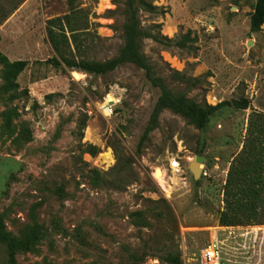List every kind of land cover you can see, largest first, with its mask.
<instances>
[{"label": "rangeland", "instance_id": "374dc122", "mask_svg": "<svg viewBox=\"0 0 264 264\" xmlns=\"http://www.w3.org/2000/svg\"><path fill=\"white\" fill-rule=\"evenodd\" d=\"M127 5L0 0V54L28 62L16 90L0 66V219L13 239L39 232L15 264H210L203 254L214 242L218 264H264V224L224 227L217 216L247 119L264 114V24L249 30L255 0H135L140 53L156 82L201 108L249 101L215 111L203 129L155 112L161 87L134 64L104 75L64 66L116 58ZM73 11L83 27L59 54L47 22ZM52 58L61 66L45 63ZM195 157L205 159L197 181ZM0 264H10L2 243Z\"/></svg>", "mask_w": 264, "mask_h": 264}, {"label": "trees", "instance_id": "16d2710c", "mask_svg": "<svg viewBox=\"0 0 264 264\" xmlns=\"http://www.w3.org/2000/svg\"><path fill=\"white\" fill-rule=\"evenodd\" d=\"M135 0H128L124 12L125 23L123 25L124 47L119 55L109 61L98 63L88 61H75L63 59L65 67L79 70L93 75H104L114 71L118 66L131 63L144 70L145 75L155 85L161 87V94L157 100L155 112L162 108H168L188 118L198 129H203L208 123L209 116L222 108L244 110L248 107L247 99L224 101L215 107L201 108L194 103L185 100L182 96L172 95L151 77V70L140 53L139 40L144 37L139 29V23L134 9ZM71 15L56 18L47 22V37L55 52L61 53V47L67 43V33L73 42L76 41V32L81 30L82 24L73 23ZM251 33L259 31L264 24V0H255L253 12L249 19ZM149 37V36H145ZM53 67H60L57 58L45 61ZM28 62L23 60L9 61L0 54V66L3 80L10 90H16V79L27 67ZM158 83V84H157ZM93 152L95 147L90 146ZM224 207L217 213L218 223L224 227L255 226L264 224V114L258 111L250 113L247 119L245 136L240 151L232 158L226 174L223 186ZM39 232L20 241L13 239L5 232L0 219V243L4 244L10 253V264H15L14 254L17 252H29L37 242ZM173 264H179L178 256L167 260Z\"/></svg>", "mask_w": 264, "mask_h": 264}, {"label": "built area", "instance_id": "2783aa9c", "mask_svg": "<svg viewBox=\"0 0 264 264\" xmlns=\"http://www.w3.org/2000/svg\"><path fill=\"white\" fill-rule=\"evenodd\" d=\"M111 112V110H110ZM173 167L174 168H180L179 162L173 161ZM202 176H205L206 173L204 171V168H202ZM203 259L205 262H209L210 264H218L220 260V247L219 245L214 242L210 246H208L203 254Z\"/></svg>", "mask_w": 264, "mask_h": 264}, {"label": "water", "instance_id": "95a60500", "mask_svg": "<svg viewBox=\"0 0 264 264\" xmlns=\"http://www.w3.org/2000/svg\"><path fill=\"white\" fill-rule=\"evenodd\" d=\"M248 45H251V42H248ZM205 159L203 157H195V160L189 164V172L193 177L194 181H197L202 173V168L199 166H204Z\"/></svg>", "mask_w": 264, "mask_h": 264}, {"label": "bare ground", "instance_id": "6f19581e", "mask_svg": "<svg viewBox=\"0 0 264 264\" xmlns=\"http://www.w3.org/2000/svg\"><path fill=\"white\" fill-rule=\"evenodd\" d=\"M174 165H173V162L170 164V167H171V169H172V167H173ZM199 168H203L202 166H199ZM174 169H179V168H174Z\"/></svg>", "mask_w": 264, "mask_h": 264}]
</instances>
